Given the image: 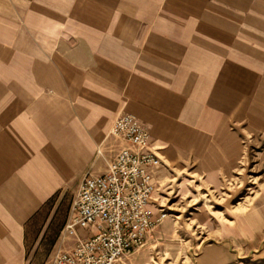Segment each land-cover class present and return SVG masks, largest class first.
Wrapping results in <instances>:
<instances>
[{
  "label": "crops",
  "instance_id": "1",
  "mask_svg": "<svg viewBox=\"0 0 264 264\" xmlns=\"http://www.w3.org/2000/svg\"><path fill=\"white\" fill-rule=\"evenodd\" d=\"M122 113L161 157L154 212L160 167L214 187L239 173L264 139V0H0V264L73 245L57 202L105 170ZM255 200L194 264H264V190Z\"/></svg>",
  "mask_w": 264,
  "mask_h": 264
},
{
  "label": "built area",
  "instance_id": "2",
  "mask_svg": "<svg viewBox=\"0 0 264 264\" xmlns=\"http://www.w3.org/2000/svg\"><path fill=\"white\" fill-rule=\"evenodd\" d=\"M110 135L118 148L102 173L84 174L71 201L62 238L72 236L75 242L58 248L49 264H124L166 215L161 205L153 210L162 161L151 148L148 126L122 113ZM79 228L88 235L81 236Z\"/></svg>",
  "mask_w": 264,
  "mask_h": 264
},
{
  "label": "rangeland",
  "instance_id": "3",
  "mask_svg": "<svg viewBox=\"0 0 264 264\" xmlns=\"http://www.w3.org/2000/svg\"><path fill=\"white\" fill-rule=\"evenodd\" d=\"M249 139L239 173L224 178L219 187L206 184L190 167H160L158 202L166 215L124 264H194L203 245L221 240L222 224L230 219L231 209L237 204L239 210L253 205L264 190L260 153L264 139ZM72 195L65 192L57 202L58 218L71 204Z\"/></svg>",
  "mask_w": 264,
  "mask_h": 264
}]
</instances>
